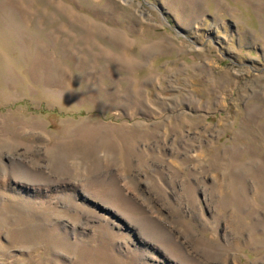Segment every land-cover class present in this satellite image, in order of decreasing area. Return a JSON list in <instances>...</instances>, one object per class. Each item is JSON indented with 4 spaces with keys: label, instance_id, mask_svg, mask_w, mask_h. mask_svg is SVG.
<instances>
[{
    "label": "rangeland",
    "instance_id": "rangeland-1",
    "mask_svg": "<svg viewBox=\"0 0 264 264\" xmlns=\"http://www.w3.org/2000/svg\"><path fill=\"white\" fill-rule=\"evenodd\" d=\"M0 264H264V0H0Z\"/></svg>",
    "mask_w": 264,
    "mask_h": 264
}]
</instances>
